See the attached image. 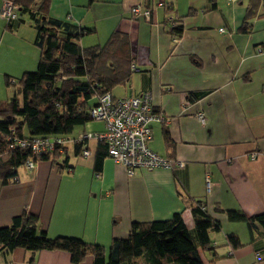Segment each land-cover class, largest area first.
I'll use <instances>...</instances> for the list:
<instances>
[{"label":"crops","instance_id":"crops-1","mask_svg":"<svg viewBox=\"0 0 264 264\" xmlns=\"http://www.w3.org/2000/svg\"><path fill=\"white\" fill-rule=\"evenodd\" d=\"M136 6L150 10V18H133ZM45 13L90 30V46L116 31L127 35L135 70L112 96L149 93L154 112L166 122L151 123L148 147L183 166L139 168L128 176L105 155L96 172L98 142L82 145L87 157L68 143L56 162L40 161L18 173L16 183H0V227L28 213L51 238L74 237L107 249L113 239L127 237L133 222L169 220L176 213L194 234L191 208L200 203L220 224L209 234L215 250L199 251L204 264H264V231L257 227L251 237L246 224L225 215L264 214V0H48ZM170 16L182 19L178 39ZM35 37L29 19L9 28L0 20V79L3 72L21 76L36 68ZM12 47L23 56L8 66ZM198 112L204 123L195 118ZM83 132L75 127L70 138ZM228 235L241 247L227 246ZM29 258L22 249L0 254L1 264H30ZM33 259L72 264L60 251H40ZM92 260L89 255L80 264Z\"/></svg>","mask_w":264,"mask_h":264},{"label":"trees","instance_id":"trees-1","mask_svg":"<svg viewBox=\"0 0 264 264\" xmlns=\"http://www.w3.org/2000/svg\"><path fill=\"white\" fill-rule=\"evenodd\" d=\"M2 1L11 2L17 9L16 19L3 21L6 28L22 22L21 16L27 15L36 29L34 44L40 50L33 71L17 80L5 77L6 85L16 89L11 99L0 105V183L9 185L18 181V170L29 159L35 165L55 161L66 154L68 143H73L76 153L82 155L86 141L78 143L77 137L70 138L74 128L92 120L90 111L100 96H112L115 87L128 82L134 58L127 35L119 31L112 33L103 45L84 47L82 38L91 31L69 20L47 17L48 0ZM173 22L170 31L178 39L182 19L173 18ZM91 100H95L93 105ZM153 113L156 114L154 110ZM38 138L47 139L53 149L36 155L30 145L11 147L16 140L31 143ZM58 139L65 143L56 144ZM98 144L102 151L96 157V172L107 156L105 145ZM191 212L194 234L176 213L169 220L133 222L127 237L113 239L107 249L74 237L51 238L39 229L37 216L23 213L12 218L10 225L0 227V254L22 249L30 254V264L34 263L33 255L40 251L65 252L72 264H80L89 255L92 264H204L199 251L215 250L209 234L220 231V224L207 215L200 203ZM225 215L230 222L246 224L251 237L257 227L264 231V214L248 217L238 211H226ZM226 245L241 247L234 235L226 237Z\"/></svg>","mask_w":264,"mask_h":264},{"label":"built area","instance_id":"built-area-1","mask_svg":"<svg viewBox=\"0 0 264 264\" xmlns=\"http://www.w3.org/2000/svg\"><path fill=\"white\" fill-rule=\"evenodd\" d=\"M229 2H237L239 0H228ZM16 7L9 1H3L0 8V20L8 22L17 17ZM133 18L143 16L149 19L150 10H142L136 6L131 9ZM68 20H70L68 18ZM170 27H174L173 17H169ZM222 31V30H220ZM132 69L135 70L134 63ZM92 120L101 121L105 128L101 133H82L77 136L76 142L81 143L95 139L97 142L103 143L107 150V156L116 164H120L126 170L128 176H132L135 169L143 168L153 170L157 168L172 169L175 166L181 167L183 164L174 163V161L161 157L148 147L149 141L152 139L150 125L152 122L165 123L163 116L153 113L151 95L142 93L134 97L112 98L110 94H104L98 98L97 105L90 111ZM195 118L204 123L205 116L202 112H198ZM56 144H64L65 141L55 140ZM20 147L31 146L33 154H41L47 150H52V145L47 139H34L31 143L16 140L11 146ZM62 153V151H60ZM82 156L87 157L90 152L87 148L81 151ZM252 158L255 154L251 155ZM24 168L32 171L35 168L34 162L29 159Z\"/></svg>","mask_w":264,"mask_h":264},{"label":"rangeland","instance_id":"rangeland-1","mask_svg":"<svg viewBox=\"0 0 264 264\" xmlns=\"http://www.w3.org/2000/svg\"><path fill=\"white\" fill-rule=\"evenodd\" d=\"M23 20L26 22V21H28V19L25 17V16H23ZM93 35L92 34H90V35H86V36H84L83 38H82V43H83V45L85 46V47H87V46H90L91 44H87V42L85 41V39L88 37V38H91ZM95 36V35H94ZM22 39H23V36H22ZM84 39V40H83ZM103 40L102 41H105L106 40V38H102ZM13 40H16V39H13ZM106 42V41H105ZM105 42H103V44L105 43ZM102 44V45H103ZM6 52H7V55H8V50H6L5 51V54H6ZM9 54H10V61H8L7 62V64L6 65H8V66H13V64H12V62H13V59H15V58H18L19 59V57L20 56H23V54H20L18 51H17V49H15V47H12L11 49H10V52H9ZM8 71H10V70H8ZM6 76H9V77H11V78H13V79H18L20 76H14L13 74H8V73H4L3 72V74L1 75V79H0V105H2V104H4V103H6L7 101H9L10 99H11V97L13 96V94L16 92V89H15V87H13V86H7L6 85V82H5V77ZM91 105H93L94 103H95V100H91L90 102H89ZM84 127V131L85 132H83V133H85V134H87V133H95V132H99V133H101V132H103L104 131V128H105V125H104V123L103 122H101V121H95V120H91V121H89L88 123H86L84 126H80V127H76V129H78V128H83ZM101 131V132H100ZM82 134V133H81ZM92 141H96L95 139H93ZM70 154H71V147H70ZM70 156H72V155H70ZM72 160H74V158H72ZM36 166V165H35ZM58 166H59V164H58ZM24 167H21L19 170H18V173L19 174H21V173H23L24 172ZM240 223H242V222H240ZM244 224V223H243ZM0 264H1V262H0Z\"/></svg>","mask_w":264,"mask_h":264}]
</instances>
